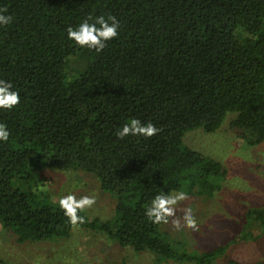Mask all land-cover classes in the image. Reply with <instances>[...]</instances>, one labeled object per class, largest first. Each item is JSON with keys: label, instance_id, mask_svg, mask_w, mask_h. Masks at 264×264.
Returning a JSON list of instances; mask_svg holds the SVG:
<instances>
[{"label": "trees", "instance_id": "trees-1", "mask_svg": "<svg viewBox=\"0 0 264 264\" xmlns=\"http://www.w3.org/2000/svg\"><path fill=\"white\" fill-rule=\"evenodd\" d=\"M0 80L19 103L0 109V224L19 245L104 234L153 264H220L228 246L188 251L145 215L156 195L214 198L227 172L183 144L189 131L230 125L249 146L264 142V0H0ZM115 17L118 35L97 52L67 29ZM92 22V21H90ZM110 22V21H109ZM151 137L116 131L131 119ZM46 169L93 175L115 201L112 218L75 223L37 188ZM234 243L264 235V207L247 212ZM225 264H264L263 261Z\"/></svg>", "mask_w": 264, "mask_h": 264}, {"label": "rangeland", "instance_id": "rangeland-1", "mask_svg": "<svg viewBox=\"0 0 264 264\" xmlns=\"http://www.w3.org/2000/svg\"><path fill=\"white\" fill-rule=\"evenodd\" d=\"M229 114L215 133L202 129L189 131L183 138L185 147L222 164L227 172L222 190L216 197L186 196L175 205L163 230L187 246L188 251L202 252L228 246L220 264L233 259L239 262H264V235L255 241L234 243L245 230L247 212L264 207V142L249 146L239 131L230 125ZM37 188L59 203L62 196L93 198L85 216L106 221L113 217L115 201L102 192L97 179L81 171L46 169ZM191 209L192 223L186 216ZM0 264H153L146 254H132L104 234L78 230L69 241L57 244L19 245L0 224Z\"/></svg>", "mask_w": 264, "mask_h": 264}, {"label": "clouds", "instance_id": "clouds-1", "mask_svg": "<svg viewBox=\"0 0 264 264\" xmlns=\"http://www.w3.org/2000/svg\"><path fill=\"white\" fill-rule=\"evenodd\" d=\"M11 20L12 17L6 14V10L0 9V25H7ZM118 27L119 22L115 17L109 16L105 19L103 16H100L94 20L89 17L76 27H69L67 29V37L80 47L95 49L99 52L105 47L107 41L118 35ZM19 99V94L12 90L11 83L0 80V109H13L19 103ZM157 132L158 129L152 123H142L139 119L133 118L119 127L115 134L119 139H123L126 136L147 138ZM8 137L9 131L4 124L0 123V141H6ZM185 196L186 193L184 191L156 195L151 201L150 206L146 209L145 215L153 223H159L161 220L166 221L169 215L174 213V205ZM93 203V198L89 196L77 199L72 194L62 196L59 200L60 207L72 223H75L78 219V210L90 207ZM186 216L189 219V223H192L191 209L188 210Z\"/></svg>", "mask_w": 264, "mask_h": 264}]
</instances>
